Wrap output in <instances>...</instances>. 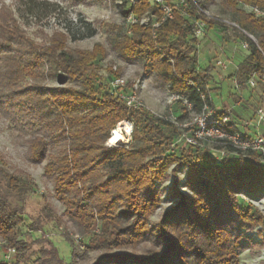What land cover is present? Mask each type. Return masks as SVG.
<instances>
[{
  "label": "trees",
  "instance_id": "trees-1",
  "mask_svg": "<svg viewBox=\"0 0 264 264\" xmlns=\"http://www.w3.org/2000/svg\"><path fill=\"white\" fill-rule=\"evenodd\" d=\"M120 1L123 17L132 14L136 20L115 41L118 58L142 64L145 76L153 74L170 94L181 98L176 99L181 113L176 118L186 119L200 112L205 102L211 104V69L199 71L194 21L203 20L206 28L215 24L231 28L240 41L248 43L234 71L238 86L264 72V0H223L231 10L228 20L236 27L204 13L214 0H184L185 6L166 0L174 10L163 21L160 7L149 0ZM238 4L256 7L263 14L246 12ZM52 5L40 0L27 3L36 15L51 12ZM145 16L150 20L143 24ZM154 22L159 24L154 26ZM69 39L67 31L37 45L22 37L17 43L20 47L12 49L16 55L0 62L6 70L4 82L12 86L21 75L22 81H32L22 88L27 160L41 164L48 159L43 174L53 183L66 222L86 238L84 249L78 251L63 235L72 245L70 263L60 259L50 241L31 250L24 236L41 230L44 221L59 222L60 218L46 203L36 222L23 232L22 206L13 200L22 201L33 184L0 167V243L4 241L0 264H77L91 251H102L91 264H238L239 236L228 225L234 222L237 231L264 230V213L249 205L241 207L236 199L264 189V168L257 158L248 154L217 161L206 150L188 144L171 152L170 146L180 135L173 123L144 108L128 109L109 92V81L120 74L113 72L105 84L98 78L95 62L103 56L102 48L72 49ZM49 79L59 87L43 91L36 85ZM123 120L133 122L129 143L106 145L111 131ZM169 168L172 188L180 198L153 223L150 218L161 202L156 184L167 179ZM181 168L186 169L182 181L178 178ZM180 187L187 193L180 192ZM141 246L145 247L139 250ZM6 247L15 249L9 262L1 258Z\"/></svg>",
  "mask_w": 264,
  "mask_h": 264
},
{
  "label": "rangeland",
  "instance_id": "rangeland-1",
  "mask_svg": "<svg viewBox=\"0 0 264 264\" xmlns=\"http://www.w3.org/2000/svg\"><path fill=\"white\" fill-rule=\"evenodd\" d=\"M28 1L0 0V49H6L5 53L0 52V61L14 53L13 47H20L17 43L22 42V37L37 45L47 43L52 35L67 31L70 35L67 45L72 49L91 50L96 45L102 48L103 56L95 63L98 68V78L104 84L113 72H117L127 84L136 88L143 108L153 116L166 120L172 115L181 114L179 109L177 111L175 96L170 94L153 74L145 76L142 64H130L118 58L115 41L127 32L120 0H40L53 4L51 12L40 15L30 13ZM208 5L206 12L208 15L221 20L231 17V10L223 0H214ZM238 8L252 12L250 6L238 4ZM142 20L148 22L150 18L145 16ZM237 37V33L231 28L215 24L206 28L204 35L198 38L197 51L200 73H203L207 67L211 69L209 99L212 107L217 111L230 113L232 120L240 125L243 121L252 118L257 107L264 106V84L259 82L254 87L247 84L240 87L235 84L234 71L247 53V50L241 47L242 41ZM251 38L254 40L252 36ZM223 64H226L227 68L223 69ZM5 71L3 62H0V167L10 173L27 177L33 184L32 191L27 193L22 201L13 200L18 206H22L21 213L24 217L22 231L28 230V225L42 213L46 203L60 218L59 222L53 218L44 221L41 230L33 231L24 238L31 243V250H37L42 245H46V241H50L60 259L64 263H70L72 245L63 235L72 241L78 251L84 249L86 238L81 237L63 216L64 207L54 197L53 183L43 174V167L48 159L41 164H31L27 160L25 143L27 135L22 133V88L25 89L32 81L30 79L22 81L21 75L11 86L8 82H4ZM36 85L43 91L59 87L56 80L52 79L39 81ZM194 114L191 113L186 119L177 118L178 126L173 124L180 133V139L178 138L179 141L173 150L172 145L170 146L171 152H179L187 146L181 137L186 130L182 125ZM233 116H236V120ZM129 141L130 137H123L121 143L117 145L128 144ZM198 147L206 150L213 159L212 144L207 143ZM49 151L55 152L54 149ZM237 156L233 155L229 158ZM167 173V179L156 184L161 202L150 218L153 223L180 198L172 188L171 168ZM185 173L186 169H179V180L185 178ZM178 190L187 193L185 188L180 187ZM236 199L241 207L245 208L249 205L264 213V189L254 195L240 194ZM228 227L234 232V236H239L238 264H264V230L260 233L258 228L254 230L242 228L237 231L234 222ZM95 231L97 232L98 229L95 228ZM144 247L141 246L139 250ZM100 253L102 251L88 252L87 257L77 264H91Z\"/></svg>",
  "mask_w": 264,
  "mask_h": 264
},
{
  "label": "built area",
  "instance_id": "built-area-1",
  "mask_svg": "<svg viewBox=\"0 0 264 264\" xmlns=\"http://www.w3.org/2000/svg\"><path fill=\"white\" fill-rule=\"evenodd\" d=\"M139 0H127L128 4H134ZM151 3L157 4L161 11L162 17L161 21L165 19H170L173 15L174 5L168 4L166 0H149ZM178 5H186L184 0H176ZM174 3V2H173ZM252 12L255 14H262V11L256 7H250ZM206 15V11H204ZM135 17L132 14H128L125 18L126 27L133 22H135ZM223 23L235 26V23L229 21L228 19H222ZM143 24L148 22L140 21ZM159 23L154 22L153 25L157 26ZM206 24L203 20L194 21V34L197 38L204 35ZM251 38V36L249 35ZM252 39V38H251ZM241 47L243 49L248 48V43L246 41L241 42ZM222 68H227L226 64L222 65ZM235 81V80H234ZM260 82L264 84V72L259 74H254L247 81V85L254 87ZM237 80L235 81V84ZM109 92L116 98L122 100L128 109H139L143 108L142 102L136 91V88H128L127 83L123 77L114 78L108 83ZM177 99L180 97L175 96ZM204 99V96H201ZM183 105L188 109L191 105L187 100L183 99ZM169 120L174 125L178 126L177 118L175 115L168 117ZM122 123L121 133L123 137L129 138L133 129L132 120H123L117 123ZM116 125V126H117ZM185 133L182 134L183 141L185 144L191 146H203L210 143L214 146L211 151V155L214 160H221L223 158H229L233 155H254L260 164L264 168V106L257 107L252 118L243 121L240 125L232 120L230 113L221 114L219 111L214 109L211 104L204 103L200 112L195 113L187 122L183 125ZM181 138V139H182ZM180 139V138H179ZM176 141V143L179 141ZM172 144V150L175 144ZM2 241L0 244H3ZM15 253L13 247H6L1 252V258L9 262L12 255Z\"/></svg>",
  "mask_w": 264,
  "mask_h": 264
},
{
  "label": "bare ground",
  "instance_id": "bare-ground-1",
  "mask_svg": "<svg viewBox=\"0 0 264 264\" xmlns=\"http://www.w3.org/2000/svg\"><path fill=\"white\" fill-rule=\"evenodd\" d=\"M122 125H123L122 123L118 124L111 131V135L107 141V145L113 146V145H117V144L121 143V141L123 140V135L121 133Z\"/></svg>",
  "mask_w": 264,
  "mask_h": 264
}]
</instances>
